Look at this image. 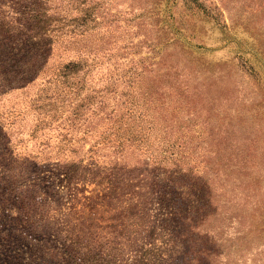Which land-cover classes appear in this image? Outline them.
<instances>
[{
  "label": "rangeland",
  "instance_id": "1",
  "mask_svg": "<svg viewBox=\"0 0 264 264\" xmlns=\"http://www.w3.org/2000/svg\"><path fill=\"white\" fill-rule=\"evenodd\" d=\"M103 7L120 16L121 27L110 33L117 45L136 31L123 28L124 18L143 22L135 41L145 40L144 54L151 55L153 41L169 45L163 59L173 77L176 71L170 131L173 137L186 134L193 164L207 165L199 193L206 206L199 212V181L176 177V264H191L196 231L220 253L213 264H264V0H106ZM63 45L45 74L73 56ZM97 82L98 76L92 85ZM46 87L39 78L0 96V125L13 136L10 150L0 154V264H23L14 254L28 250L30 264H64L71 249L84 264L100 258L105 264H149L154 250L148 242L160 243L173 208L158 200L128 201L124 172L81 176L73 162L83 155L89 162L91 137L61 141L50 128L32 135L45 111L34 101ZM160 133L158 127L151 139L155 148L164 145ZM25 157L30 161L23 164ZM68 169L79 178L75 184L61 181ZM182 181L192 185L182 188ZM12 231L22 243L7 248Z\"/></svg>",
  "mask_w": 264,
  "mask_h": 264
},
{
  "label": "trees",
  "instance_id": "2",
  "mask_svg": "<svg viewBox=\"0 0 264 264\" xmlns=\"http://www.w3.org/2000/svg\"><path fill=\"white\" fill-rule=\"evenodd\" d=\"M105 2L0 0V96L25 89L42 78L47 87L41 89L34 102L45 111L37 118L32 135L50 128L61 141L75 143L91 137L93 141L87 150L89 162L84 163V155L73 162L77 170L84 171L81 176L91 173L117 176L124 172L130 187L128 201L158 200L162 201L164 209L173 208L162 226L160 243L148 242L154 251L147 258L149 264H176V177H195V181H199L194 201L199 212L206 206L199 193L200 181L207 179V165L204 160L193 164L196 157L187 145L186 134L173 137L170 131L176 124V117L169 115L172 108L176 109L171 97L173 93L176 95L173 90L176 71L173 77V71L166 70L163 59L169 45L153 41L147 51L151 55L144 54L142 43L145 40L135 41L141 34L143 22L129 18L123 19V28H135L133 37L122 45L114 43L110 33L121 27L118 24L121 19L117 13L109 11L110 8L103 7ZM97 36L92 44L87 43L89 37ZM59 43H65V50L71 51L73 56L47 75L46 69ZM97 76L99 82L92 85ZM158 127L164 145L155 148L151 139ZM4 128L0 125L1 156L10 150L8 145L13 139ZM72 152L76 150L72 148ZM131 155L136 156V163L129 158ZM29 159L25 157L22 163L26 164ZM69 172L70 169L63 173L61 181L75 184L73 179L79 178ZM150 179L152 182H147ZM191 185V181L180 183L182 188ZM198 226L196 224L195 228ZM6 235L12 239L7 248L22 243L15 237L18 232ZM34 246L33 242L29 249ZM28 253H15L18 257L15 260L30 264ZM69 253L64 264H84V258L74 249ZM218 255L209 238L196 231L190 263L213 264ZM9 263L14 264V261L9 260ZM96 264H105V259L100 258Z\"/></svg>",
  "mask_w": 264,
  "mask_h": 264
}]
</instances>
